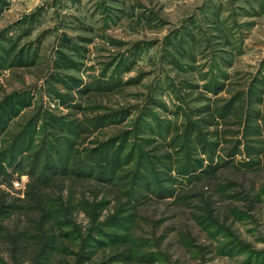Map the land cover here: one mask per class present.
<instances>
[{"label":"rangeland","instance_id":"374dc122","mask_svg":"<svg viewBox=\"0 0 264 264\" xmlns=\"http://www.w3.org/2000/svg\"><path fill=\"white\" fill-rule=\"evenodd\" d=\"M0 264H264V0H0Z\"/></svg>","mask_w":264,"mask_h":264}]
</instances>
